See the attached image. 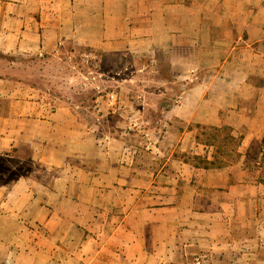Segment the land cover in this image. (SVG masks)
<instances>
[{"label":"crops","instance_id":"0c3cea01","mask_svg":"<svg viewBox=\"0 0 264 264\" xmlns=\"http://www.w3.org/2000/svg\"><path fill=\"white\" fill-rule=\"evenodd\" d=\"M78 55L122 69L79 71L94 92L80 103L18 70ZM160 57L169 75L146 76ZM222 126L264 133V0H0V161L17 171L0 181V260L264 264L245 156L193 162L214 160L197 137Z\"/></svg>","mask_w":264,"mask_h":264},{"label":"rangeland","instance_id":"374dc122","mask_svg":"<svg viewBox=\"0 0 264 264\" xmlns=\"http://www.w3.org/2000/svg\"><path fill=\"white\" fill-rule=\"evenodd\" d=\"M81 57V55L74 57L72 61H69L70 65H65L62 62L59 64L52 59L26 60L24 63L18 66V70L20 71L21 75H23L33 86L50 91L52 93H61L63 91L68 93H76L75 97L77 98H75V101L80 103L82 101V97L85 95L90 97L94 92L92 85L89 84L85 86L86 82L84 81L88 80L79 74V71L90 77L103 74L106 78L122 71V69H119L117 66H112L111 68L109 67L111 64L116 65V60L118 59H114L115 57L108 58L109 61L113 62L108 64L101 63L97 68L94 67V63L92 62L85 63ZM160 60L163 62L162 68H147L143 73L146 76L154 78L155 80H159L161 77L169 75V68L167 64H165V57H160ZM74 66L76 68H73ZM127 73H129V71H124L121 73V76H125ZM142 84L143 89L150 87V90L155 88L160 89L161 86L158 81L155 83L150 82V84L146 85H144L145 82H142ZM171 85L172 84H170V86ZM110 86L111 84L108 82H103L100 85V87L105 90L110 89ZM80 93L84 95L81 96ZM175 101L176 98L173 97L166 102L168 104H173ZM201 131L202 130H200V133ZM235 136H242V138L247 137V141H245L243 146L241 144L239 147L238 151L241 155L234 164L241 160V156H245L246 168L248 170L247 181L249 184L264 185V133H248L246 130H241L240 132L236 133ZM241 148L243 149V152H240ZM13 165L15 166V163ZM5 171L7 172V165L0 161V181H3L1 177L2 175L6 180H11L14 178V176H16L17 173V171H15V173L4 175ZM261 206H263L262 210L264 211V202L258 203V207ZM0 264L5 263L0 260Z\"/></svg>","mask_w":264,"mask_h":264},{"label":"trees","instance_id":"16d2710c","mask_svg":"<svg viewBox=\"0 0 264 264\" xmlns=\"http://www.w3.org/2000/svg\"><path fill=\"white\" fill-rule=\"evenodd\" d=\"M201 136L198 140L215 150L214 160L195 156L193 162L197 167L205 169L222 168L234 164L241 155L238 151L242 144V136L233 134L229 126L201 128Z\"/></svg>","mask_w":264,"mask_h":264}]
</instances>
